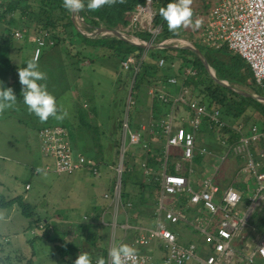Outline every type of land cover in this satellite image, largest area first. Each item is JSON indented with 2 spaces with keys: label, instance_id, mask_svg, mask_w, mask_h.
Instances as JSON below:
<instances>
[{
  "label": "trees",
  "instance_id": "trees-1",
  "mask_svg": "<svg viewBox=\"0 0 264 264\" xmlns=\"http://www.w3.org/2000/svg\"><path fill=\"white\" fill-rule=\"evenodd\" d=\"M141 1L142 0H113L110 5H105L95 12L81 11L80 15L86 23H84L87 27L86 31H91V26L98 24H103L109 28L126 25L128 21V13ZM167 2L168 0H153L154 16L152 19V27H159L160 30L152 43H159L167 38H183L191 40L206 59L215 77L227 81L230 85L241 91L246 92L252 90L264 96V88L255 84L250 68L244 59L239 55L230 52L225 45L217 49L205 46L201 43L203 20L208 8L214 0H191L189 6L193 12L192 18L195 21L197 20L196 16H199V27L193 28L191 26H185L179 28L175 33L170 32L167 29L166 24L162 21L158 12V9L166 5ZM198 11L201 12V17ZM16 32L21 33V38L18 39L15 37ZM43 36H45L43 39L47 38L53 42L51 46H48L46 43V46L42 45L43 47L37 45L36 38H42ZM135 36L144 42H149L150 40V35L146 31H138L135 33ZM15 42L19 45L23 42L21 45L23 47L21 48H29L28 51H30V57L25 56V58H32V50L34 48H52L57 47L56 45L58 44H63L66 45L67 55L76 65L86 61L88 63L87 65L90 66L97 61H101L104 66L115 72V76H117L120 71L123 72V74L118 77L116 81L117 84L115 83V89H117L115 90V93L118 92L119 97L114 95L112 102L114 103V101H118V110L116 115L112 116L114 121L112 125V133L108 135L111 138L110 144L114 154L112 165L114 167L117 164L120 154L121 125L124 110L126 108L127 124L129 128L133 132L140 133L141 121L138 115L135 116V119H131L130 108H132L131 106L134 103V99L137 97V92L144 85L146 88H166V92H169L171 95H176L179 91L186 90L192 100L196 101L199 105H204L209 112H212L214 109L218 111L219 119L223 125L218 128L214 123L210 122L208 118H202L200 123V126L202 124L201 134L198 136L197 133L195 137V146L198 148L203 146V142L198 145L197 140L199 139L200 141H203L201 135L206 131L211 132L217 130L220 133V139L222 138L226 140L228 144L237 141L239 134L232 128L239 124L242 125V131L244 132L254 125L264 133L263 105L252 99H243L229 89L213 82L207 75L200 61L190 52L181 49L143 50L120 41L84 37L73 27L69 18V13L62 7V0H0V82H3L5 87L12 88L14 95L17 97V104L19 105H23V103L21 85L18 83L16 69L22 67L23 63L19 67L12 64L10 53L13 49L19 48L15 46ZM42 52L43 51H41L40 54H42ZM184 54L188 56L184 57ZM129 56H132L135 63L138 65V71L134 75L132 69L124 71L121 67V63ZM159 59L163 60L162 67L157 65ZM187 66L195 71L194 75L185 76L182 74V68ZM169 78H175V84L171 85L168 83L167 79ZM127 99H129V104L127 103ZM178 108L179 107L176 104H173L171 100L164 102L158 99L156 92L151 97V119L155 122H159L163 119L167 115V112H177ZM79 117L81 118V115ZM45 122H49V125L45 126L47 128L59 127L65 130L64 127H67L64 124H61L60 120L51 117ZM246 124H248L247 127ZM155 129L160 131L157 127H155ZM185 129L187 130L188 128ZM140 137L141 142L137 144L138 146H142L143 140L149 142L154 136L145 132V134L140 133ZM156 140L158 143L157 146L141 153V155L139 154L138 157L135 154L136 149L131 150L126 156L125 152L127 146L125 147L123 154V168L120 178V199L124 201L123 204H130L131 193L129 191L133 187H137V191H147V200H149L150 197H153L155 205L157 202L159 182L155 177L146 184L134 181L136 160L137 165L138 162L140 166L143 165L141 167L142 170H153L157 173L161 172V166L164 161L165 171L171 174L174 173V164L176 162L186 165V163L181 161L180 152L177 149H170L169 154L164 158L163 135L160 133L156 136ZM255 151L256 149L252 150L253 159L254 162L259 163L257 170L262 172L264 171V165L261 164H264V160L260 158V162L255 159V157H257H254ZM74 153L79 154L76 152ZM131 155H134L132 159L130 157ZM235 158H237V166H242L241 168H243L245 162L244 159L240 157ZM203 159L204 157L198 154L193 156V161L195 163L199 165L204 163L208 166L207 162ZM209 159L210 158H207V160ZM209 161L213 160L210 159ZM95 167L97 168L96 164ZM89 173L91 174V171H89ZM240 175L241 174H239L238 177L235 176L232 182L231 180L227 181V183L229 182L227 186L231 183L232 185L233 183L236 184L237 181V184H239L240 181L242 182ZM114 182L115 178L113 179V184ZM217 183L220 189H224L226 186L225 183ZM237 184L236 186H233V189L240 195V198L243 199L244 203L247 202L246 204L248 205L249 199L246 200L245 192H242L246 190H244V187L242 188L241 185L238 186ZM261 194L264 197V189L261 191ZM14 203L18 207L20 215L26 220V230H35V232L31 234L32 239H28L29 243L31 244L34 241H38L45 245L52 244V257L61 264H73V261L80 252H83L82 245L63 237L55 236H65L66 233L64 232H55L54 235L50 236L48 234L49 227H53L55 230L59 228V225L51 224L45 217H42L40 214L38 215V213L34 211V205L25 202L22 196L14 197L9 200L7 199L5 204L0 201V206L3 208L10 207ZM144 204H146V199L141 195L139 203H136V205L140 207ZM132 206H135V204L132 203ZM132 206L130 204L131 208ZM105 207L106 206L99 210L93 209V212L86 217L87 221L85 222V225L76 228L79 230V238L88 246L87 251L90 253L89 256L92 260V264H94V261L98 256H103L105 258L108 249L109 226L100 222V215ZM188 207L189 206L184 204V200L177 203V210L181 214H183ZM196 208L197 207L194 206L191 209L195 210ZM107 215L108 214L104 216V220L106 223H109L110 217ZM109 216H111V214ZM131 218L135 220L136 216L132 215ZM133 219L130 221L133 222ZM248 222L254 226L256 233H264V203H260L253 208L249 215ZM177 229L176 226H173L170 230L176 233ZM122 233H124V231H121V234ZM125 233H131L130 235L126 234V236L130 238L127 244L131 243L140 234L139 231L135 230ZM7 259L8 257H4L1 258L0 261H7L8 263L9 260ZM21 264H35L33 254L23 259Z\"/></svg>",
  "mask_w": 264,
  "mask_h": 264
},
{
  "label": "built area",
  "instance_id": "built-area-1",
  "mask_svg": "<svg viewBox=\"0 0 264 264\" xmlns=\"http://www.w3.org/2000/svg\"><path fill=\"white\" fill-rule=\"evenodd\" d=\"M153 16V0H142L128 13L127 24L119 25V31L133 37L138 31H146L150 35L149 43H152L160 30L159 27H152ZM15 36L19 39L21 33L16 32ZM45 36L36 38L39 47L45 43L48 46L52 45L51 40L43 39ZM176 41H169L168 44H174ZM201 43L217 49L225 45L230 52L246 61L255 84L264 88V0H214L203 20ZM157 65L162 67L163 60L159 59ZM121 67L124 71L132 69L133 75L138 71V65L132 56L127 57L121 63ZM181 72L185 76L195 74V71L188 66L184 67ZM167 82L173 85L175 78H169ZM150 94L154 95L152 90ZM157 97L164 102L171 100L173 104L179 108L184 107L189 112L187 130L181 125L184 119L177 118L172 111L155 125L164 137V158L167 157L170 149H177L180 152L181 161L186 165L176 162L174 173L171 174L165 171V161L162 164L161 174L155 178L159 182L158 198L153 213L156 218L155 227L152 229L139 228L130 223L125 210L130 207V204H123L120 200L123 154L126 146L140 143V133L154 134L155 131L141 126L140 133L133 132L127 124L126 108L121 125L120 154L114 167L116 180L112 193L103 195L112 206L111 224L104 221V212L100 215V222L110 226L112 241L116 212L121 208L124 223L120 225V228L124 233L132 230L140 233L129 246L133 247L136 244L149 246L154 241L160 248L161 256L157 260L150 253H136L135 264H253L255 258L264 260V233L250 250L244 249L242 242L251 211L261 199L264 200V197H260L264 189V171L257 170L259 163L254 162L252 152L253 149L259 148L258 156L264 160V133L254 125L244 132L242 125L239 124L232 128L239 134L237 141L228 144L226 140L219 139L221 152L217 153L206 147L198 148L195 146V137L202 118H208L218 128L223 125L218 111L214 109L209 112L204 105H199L192 100L186 90H181L178 94L171 96L167 93H159ZM127 103L129 104V99ZM37 136L41 152L45 158L51 160L52 170L56 174L72 175L81 170L91 171L93 176L98 174V169L91 159L72 152L67 135L62 128L45 127L38 131ZM142 146L145 145L142 144ZM195 154L213 160V173L210 176L199 177L198 181L193 178V165L195 164L193 156ZM228 156L244 159L241 172H247L256 181L255 191L243 211L238 209L241 201L240 195L231 186L220 189L215 181L216 172ZM144 170L149 172V170ZM183 200L185 205L191 208L197 207L195 210L192 209L191 219L185 218L177 210V203ZM165 202L169 206H166ZM202 211H206L208 216H201ZM162 220L164 223L161 222ZM179 224L188 225L200 234V247L194 241L187 246L177 243V234L168 226L178 227ZM111 247H113L112 242L107 249L106 264H110L108 250ZM125 264H132V262L126 261Z\"/></svg>",
  "mask_w": 264,
  "mask_h": 264
},
{
  "label": "rangeland",
  "instance_id": "rangeland-1",
  "mask_svg": "<svg viewBox=\"0 0 264 264\" xmlns=\"http://www.w3.org/2000/svg\"><path fill=\"white\" fill-rule=\"evenodd\" d=\"M199 15L201 17V12H199ZM75 19L76 22H82V25H84L85 22L80 13L76 14ZM196 19L200 21L199 16H196ZM86 29L87 27L81 28L83 32ZM101 33L102 35L104 34L103 32L98 34L101 35ZM22 44L23 42L20 45L15 42V46L19 48L13 49L10 53L12 64L19 67L26 60H36L40 69L47 75L45 83L48 90L56 97L57 102L61 106V111L66 113L59 120L61 124L66 125L67 123L68 125L67 128L64 127V131L70 148L72 151L78 152L95 162L98 174L93 176L87 170H81L69 176L56 174L52 170L50 159L47 158L49 166L47 163L44 164L43 154L38 145L37 132L42 127L49 125V122H41L30 114L24 105L16 103L14 107L0 112V201L5 204L8 197L10 198L13 195H20L26 200L31 199L32 201H29V203L34 204V211L38 215L45 217L51 224L59 225V228L55 230L53 227H49L48 234L50 236L54 235L55 232H64L66 233L65 236H55L77 242L82 245L83 252H87L90 255L87 251L88 246L79 238V230L76 228L85 225L87 219L83 217L90 215L92 204H95V206L100 204L99 200L101 197L99 196L104 192L111 194L113 191L112 185L115 175L112 162L114 154L107 138L102 135V129L105 126L108 127L107 122L111 120L113 115H116L118 110V101H114V103L112 101L114 95L119 97V93H115V90H117L115 85L120 74L112 76V70L104 66L101 61H97L90 66L87 65L86 61L76 65L67 55L66 45L63 44H58L56 45L57 47L52 48H34L32 50V58H25V56L30 57V51H28L29 48H21L23 47L21 46ZM41 51H43L42 54H40ZM187 56L184 54V57ZM144 88L146 89L145 85L139 89L137 97L131 106L132 108H130L131 119H135V116L138 115L141 122L145 120V107H147V102L141 96ZM169 95L171 96V94ZM75 111L81 115L80 119H78V115H74ZM176 117H182L186 121L189 117V112L184 107H180ZM182 126L188 128L186 122ZM201 126L197 130L198 136L201 134ZM247 126L248 124H246ZM70 129L73 135H75L76 131H79L77 141L75 138L71 139V135H69ZM211 132H203L201 135L203 141L198 139L197 144L200 145L203 142V146L208 147V149L216 145V142L220 139V133L217 130ZM208 142L209 145L207 144ZM143 144L145 145L143 147L128 145L125 155L127 156L131 150L136 149L135 154L138 157L139 154L141 155V153L158 145L153 140L150 142L143 140ZM130 157L132 159L134 155ZM135 164H137V160ZM193 168L194 179L195 177L210 176L213 173V169L204 163L200 165L195 163ZM230 172L229 169L222 170L221 177L229 178ZM160 174L161 172L157 176H160ZM246 179L251 185L254 184L255 179L251 178V176ZM26 180L30 184V189L26 188L28 190H24ZM131 190L135 191V193L131 195L130 204L132 206V203H134L135 206L125 210L129 213V216L132 215V212L133 214L135 212L138 223H140L138 218L140 217L141 219L145 216V224H148L151 229L154 228L156 224V218L153 215V211L156 208L155 200L150 197L148 211H144L142 214L139 213V216L136 212V208L139 206L136 203H139L142 194L138 193L137 187H133ZM103 200L104 198L102 197V203ZM121 201L122 203L124 202L123 200ZM165 205L169 206L167 202H165ZM191 211L192 209L188 207L182 215L187 219H191ZM200 215L205 217L208 216V213L202 211ZM1 216L4 219H1ZM161 222L164 223L163 220ZM123 223L124 217L121 208H119L116 212L113 241L110 237L111 229L109 226L108 247L111 242L114 246L121 243L127 244L130 240L126 234L130 235L131 233L121 234L123 230L120 225ZM109 224H111V220ZM173 226L175 227V225H171L168 228L171 229ZM25 227L26 220L17 210L11 212V208L0 206V259L8 257L7 260H9L8 263L7 261H0V264H21V261L31 254H33L35 264H61L52 257V244L45 245L38 241L29 243L28 239H32L31 234L35 230L30 229L28 231ZM177 230L179 231L177 239L180 238L176 240L178 244L187 246L189 239L194 242H201L200 234L188 225L179 224ZM15 233H17V236L14 235ZM252 236L250 235L249 239L246 240L247 242H244V249L247 246H251L252 249L255 245L256 238L259 236L255 234ZM132 243L133 241L127 245ZM133 247L138 254H155V249L152 245L141 246L136 244ZM253 264H264V260L255 258Z\"/></svg>",
  "mask_w": 264,
  "mask_h": 264
},
{
  "label": "clouds",
  "instance_id": "clouds-1",
  "mask_svg": "<svg viewBox=\"0 0 264 264\" xmlns=\"http://www.w3.org/2000/svg\"><path fill=\"white\" fill-rule=\"evenodd\" d=\"M112 2L113 0H62V7L70 14H79L81 11L95 12ZM190 2L191 0H168L166 5L158 9L162 21L170 32L175 33L185 26L199 27V20L194 21L192 18ZM16 72L18 83L21 85L22 103L26 110L41 122L50 117L62 119L66 113L61 111L56 97L48 90L45 83L47 75L40 69L36 60H26ZM16 103L17 97L12 88L5 87L3 82H0V112L14 107ZM108 257L110 264H125L126 261L135 264L136 249L121 243L108 250ZM73 264H92V260L87 252H80ZM95 264H106V260L103 256H98Z\"/></svg>",
  "mask_w": 264,
  "mask_h": 264
},
{
  "label": "crops",
  "instance_id": "crops-1",
  "mask_svg": "<svg viewBox=\"0 0 264 264\" xmlns=\"http://www.w3.org/2000/svg\"><path fill=\"white\" fill-rule=\"evenodd\" d=\"M79 25H82V22L80 23V22H77ZM94 31V30H93ZM95 32V31H94ZM170 44V43H169ZM173 44V43H172ZM172 44H170V45H172ZM120 75H122L123 74V72H121L120 71V73H119ZM112 76H115V72L114 71H112ZM151 90L153 91V93H157V94H159V93H167V94H169V92H166V88H160V87H157V88H153V87H150V88H144V89H142V97L145 99V101L147 102V107H145V120L144 121H142L141 122V126H145V127H147V128H149V129H154V131H155V133L154 134H151V136H154L152 139H150L151 141L153 140L154 142H157V140H156V136H158L159 134H160V131L159 130H156L155 129V125L157 124V122H155V121H153L152 119H151V117H152V113H151V97L153 96V95H151L150 94V92H151ZM171 93V92H170ZM126 110V109H125ZM125 110H124V112H125ZM180 110V108H178V111ZM177 111V112H178ZM76 112V111H75ZM177 112H175V114H177ZM169 112H167V114H168ZM74 115L76 116V115H78V116H80V114H79V112H76V113H74ZM188 116V115H187ZM182 118V117H181ZM78 119H80V117L78 118ZM189 119V117L187 118V120ZM187 120L185 121L184 120V122H181V125L183 124V123H187ZM113 117L111 118V120L110 121H108L107 123H108V127H104L103 129H102V135L103 136H105L106 138H107V140H108V142L110 143L111 142V138H110V136H108L110 133H112V125H113ZM179 123V122H178ZM69 124V123H68ZM187 125H188V123H187ZM66 126H68L67 125V123H66ZM43 128V127H42ZM67 128V127H66ZM198 130H199V128H198ZM39 131V130H38ZM38 133V132H37ZM198 133V132H197ZM213 134V133H212ZM69 135H71V139H74L75 138V140L77 141V137H78V135H79V131H76L75 132V135H73L72 134V131H71V129H70V132H69ZM121 138V137H120ZM150 140H149V142H150ZM211 140V139H210ZM70 141V140H69ZM71 143H73L72 141H70ZM77 145H79L78 143H76ZM208 145H209V142L207 143ZM38 145H39V147H40V144H39V141H38ZM111 145V144H110ZM163 147H164V141H163ZM202 147H205V146H202ZM258 147V146H257ZM102 149H103V147H101ZM206 148H208V147H206ZM259 149V148H258ZM258 149L254 152V157L255 156H257L258 157V155H259V152H258ZM209 150H212V151H214V152H217V153H219V152H221L222 151V148H221V146H220V143H219V139H218V141L216 142V145H214V146H212L211 148H209ZM256 152H258V153H256ZM76 153H78V152H76ZM80 154V153H79ZM81 155V154H80ZM255 157V159H257V160H259L260 161V157ZM205 159V161L207 162V164H208V166L212 169V163H213V161H209V160H207V158H204ZM43 161H44V164H46L47 163V165L49 166V160L47 159V158H45L44 156H43ZM237 158H235V157H233V156H228L227 157V159L225 160V162L223 163V164H221L220 165V168H219V170L217 171V173H216V175H215V181L216 182H220L221 184L222 183H225L226 184V186H227V184L229 183H227V181H230L231 180V182H232V180H233V178L236 176V177H238V175L239 174H241L240 176H241V178H242V182L240 181V183L239 184H237L238 183V181L236 182V184L239 186V185H241V187L243 188L244 187V190H246V191H242V192H245V195H246V200H248L251 196H252V194L254 193V191H255V188H256V181L254 180V184L253 185H251L249 182H248V180L246 179L249 175H248V173L247 172H240L241 171V167L242 166H240V167H238L237 166ZM261 162V161H260ZM137 167L135 168V172H134V176H135V181L137 182H142L143 184H146V183H148V182H150V180L153 178L154 179V177L156 178L157 176L156 175H158V173L156 172V171H153V170H149V172H145V170H142V168H141V166H140V164L138 163V165L137 164H135ZM261 165H264V164H261ZM48 168V167H47ZM205 168H207V167H205ZM225 169H229L231 172V175H230V177L229 178H226V177H221V175H222V170H225ZM84 171V170H83ZM78 172V171H77ZM105 172V171H104ZM160 172V171H159ZM67 176H69V175H67ZM158 178V177H157ZM196 178V180L198 181V178L197 177H195ZM251 178H253V177H251ZM229 179V180H228ZM234 182V181H233ZM218 184V183H217ZM236 184H234L233 183V185H232V183L229 185V186H231L232 188H233V186L235 185L236 186ZM26 186H28V189H30V184H29V181L28 180H26L25 181V183H24V190H28V189H26ZM226 186L224 187V188H226ZM234 190V189H233ZM235 191V190H234ZM130 193H131V195H133L134 193H135V191H132V190H130L129 191ZM106 193H108V192H104L101 196H99V197H101L100 198V200H99V203L100 204H97L96 206H95V204H92L91 205V210H90V214L93 212V209H97L98 208V210L99 209H102V207H104V206H106L105 207V209H104V213H105V216H106V214H108L107 216L108 217H110L109 215H110V212H111V216H112V206H111V204H110V201L109 200H106V199H104L103 200V203H102V197H103V195L104 194H106ZM138 193H140V194H142L143 196H144V199H146V204H144V205H142V206H140L139 208L137 207L136 209H137V213H138V215L140 216V214H142L144 211H148V208H149V205H150V202H149V200H147V191H138ZM18 196H20V195H13L12 197H8V200L9 199H12V198H14V197H18ZM138 197V196H137ZM139 197H140V195H139ZM260 197H262L263 198V195L261 194L260 195ZM104 198V197H103ZM23 200H25V202H27V203H29V201H32L31 199H28V200H26V199H24V197H23ZM247 203V202H246ZM246 203H244V201H243V199H241V201H240V203H239V205H238V209L240 210V211H243V208L245 209V207H246ZM262 204V203H264V200L263 199H261L260 201H259V203L258 204ZM34 205V204H33ZM258 206V205H257ZM11 208V212L12 211H16L17 210V212H19L18 211V207H17V205L14 203L12 206H10V207H8V209H10ZM110 208V209H109ZM106 210V211H105ZM6 211H7V209H6ZM140 213V214H139ZM127 215L129 216V213H127ZM132 215H135V212H134V214H133V212H132ZM131 215V216H132ZM131 216H129V222H130V220H132L133 218H131ZM87 217V216H86ZM86 217H83V218H86ZM137 218V217H136ZM1 219H4V217L3 216H1ZM110 219H111V217H110ZM139 220H140V223H138V222H136L134 219H133V222L131 221L130 223H132L133 225H135L136 227H139V228H142V227H144V228H149L148 227V224H145V216H143V218H141L140 219V217L138 218ZM135 221V222H134ZM8 222V221H7ZM6 223V222H5ZM247 228H246V231H245V234H244V239H243V243L244 242H247L246 240H248L249 239V237H250V235L252 236V235H258L259 237L262 235V233H256V229L254 228V226L250 223V222H247ZM178 233H179V231L177 230L176 231V234L178 235ZM14 235H16L17 236V233H15ZM178 237H179V235H178ZM253 237V236H252ZM258 237V238H259ZM183 238V237H182ZM258 238H256V240L258 239ZM180 238H178V240H179ZM17 240V239H16ZM19 240V239H18ZM253 241H254V239H253ZM191 242H193L192 240H188V243H187V245L189 244V243H191ZM196 243L199 245V247L201 246V242L200 241H196ZM150 245H152L153 246V248L155 249V254H152V255H154V259L155 260H157V259H159L160 258V256H161V252H160V248L157 246V242H152ZM244 245V244H243ZM254 247V246H253ZM246 250H250L251 249V246H247L246 248H245ZM200 251H202V249H199ZM151 254V253H150Z\"/></svg>",
  "mask_w": 264,
  "mask_h": 264
},
{
  "label": "water",
  "instance_id": "water-1",
  "mask_svg": "<svg viewBox=\"0 0 264 264\" xmlns=\"http://www.w3.org/2000/svg\"><path fill=\"white\" fill-rule=\"evenodd\" d=\"M69 18L70 21L73 25V27L76 29V31L78 33H80L81 35H83L84 37L87 38H92V39H101V40H114V41H120V42H124L127 43L131 46L137 47V48H141L143 50H155V49H181V50H186L188 52H190L191 54H193L201 63V65L203 66V68L205 69L207 75L210 77V79L217 83L218 85L229 89L230 91L236 93L237 95H239L240 97H242L243 99H252L254 101L260 102L263 107H264V96L258 92L255 91H250V92H244L241 91L235 87H233L232 85H230L227 81L225 80H221L218 79L217 77H215L212 69L210 68V66L208 65L206 59L204 58V56L202 55V53L199 51V49L194 45V43L191 40H186L183 38H167L159 43H149V42H144L141 41L140 39L131 36L134 40L130 41L128 40L126 37L125 33H122L121 31H119L120 27L117 26L115 28H109L104 26L103 24H98V25H92L91 28L92 30L90 32H83L81 30L82 27H86V25H79L76 22V14H70L69 13ZM89 27V26H88ZM98 31L99 32H103L104 34L99 35L96 34L94 31ZM124 35V36H122ZM173 40H178L176 41V43L170 45L168 44L169 41H173Z\"/></svg>",
  "mask_w": 264,
  "mask_h": 264
},
{
  "label": "bare ground",
  "instance_id": "bare-ground-1",
  "mask_svg": "<svg viewBox=\"0 0 264 264\" xmlns=\"http://www.w3.org/2000/svg\"><path fill=\"white\" fill-rule=\"evenodd\" d=\"M28 28V27H27ZM38 33V32H37ZM95 33H97L98 34V31L96 30L95 31ZM102 34V33H101ZM26 35V34H25ZM122 36H124V35H122ZM124 37H126L128 40H130V41H132V40H134L132 37H131V35L130 34H128V35H126V36H124ZM36 38V37H35ZM46 46V45H45ZM43 47V46H42ZM96 260V259H95Z\"/></svg>",
  "mask_w": 264,
  "mask_h": 264
}]
</instances>
